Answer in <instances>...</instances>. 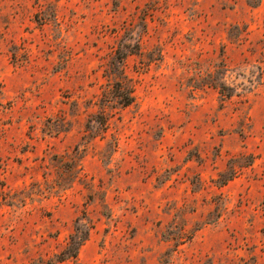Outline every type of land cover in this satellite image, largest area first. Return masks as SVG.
<instances>
[{
	"label": "rangeland",
	"instance_id": "374dc122",
	"mask_svg": "<svg viewBox=\"0 0 264 264\" xmlns=\"http://www.w3.org/2000/svg\"><path fill=\"white\" fill-rule=\"evenodd\" d=\"M0 264H264V0H0Z\"/></svg>",
	"mask_w": 264,
	"mask_h": 264
},
{
	"label": "trees",
	"instance_id": "16d2710c",
	"mask_svg": "<svg viewBox=\"0 0 264 264\" xmlns=\"http://www.w3.org/2000/svg\"><path fill=\"white\" fill-rule=\"evenodd\" d=\"M132 89L133 88L128 84L120 85V90H119L120 92H118V95H116V98L118 99V101L120 102V104L123 107H129L134 103L135 100H134V97L132 95V92H133ZM62 255H64V254H62ZM77 257H78V254H77V252H75L72 255L61 256L58 259V262L62 263L64 261L68 260L69 258H76L77 259Z\"/></svg>",
	"mask_w": 264,
	"mask_h": 264
}]
</instances>
